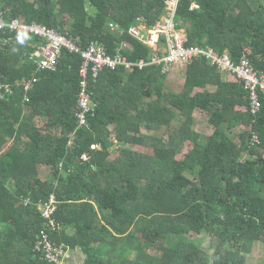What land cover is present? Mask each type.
Instances as JSON below:
<instances>
[{
    "label": "trees",
    "instance_id": "1",
    "mask_svg": "<svg viewBox=\"0 0 264 264\" xmlns=\"http://www.w3.org/2000/svg\"><path fill=\"white\" fill-rule=\"evenodd\" d=\"M166 2L0 0V9L6 21L48 26L82 47L98 42L111 56L128 43L129 61L138 62L152 50L127 30L139 18L153 26ZM175 22L188 46L235 63L247 56L264 72V0H180ZM41 43L0 33V83L38 78L26 105L20 87L0 98V264H49L33 249L48 228L38 206L52 196V241L82 250L85 264H248L264 248V105L250 114L240 80L222 82L204 59L186 65L179 93L156 66L105 70L92 85L98 108L78 130L80 56L63 50L55 71L35 73L29 55ZM196 110L209 138L194 129ZM189 234L207 236V248Z\"/></svg>",
    "mask_w": 264,
    "mask_h": 264
},
{
    "label": "built area",
    "instance_id": "2",
    "mask_svg": "<svg viewBox=\"0 0 264 264\" xmlns=\"http://www.w3.org/2000/svg\"><path fill=\"white\" fill-rule=\"evenodd\" d=\"M179 2L180 0H167V14L162 15L153 26H148L144 18H139L138 24L128 28L130 37L152 50L149 61L142 59L138 62L129 61L128 55L133 50L128 43H123L116 54L111 56L108 49L98 42H92L82 47L79 44V38L60 35L55 29L48 26L23 23L17 18L6 21L1 9L0 33L7 28L10 33H27L42 41L41 45L29 55V60L35 66V73L55 71L63 50L80 56L81 65L78 72L80 82L76 97L78 130L87 126L88 117L93 115L98 108L93 97L92 85L97 83L105 70L115 71L123 68L126 71H133L135 69L143 70L148 66H156L160 68L161 75L168 76L176 66H186L198 59H204L219 73H227L240 80L248 92L249 112L252 116H256L264 105V72L256 71L247 56H244L239 63H235L227 53L220 55L211 48L203 49L198 46H188L187 38L181 34V30L175 22ZM194 7L197 6L192 5L190 8ZM109 27L114 33H123L120 25L115 22H111ZM37 81L38 78L33 76L22 79L14 85L0 83V98L11 95L15 87H20L24 91L23 104L26 105L29 102L28 94ZM251 143L258 144L255 135L252 136ZM87 160V157H82V161ZM56 206L57 203L53 196L49 201L38 206L44 219L48 221V228L41 230L38 234L33 250L41 256L43 261L49 264H65L69 250L62 245H55L51 238V233L56 229L54 222Z\"/></svg>",
    "mask_w": 264,
    "mask_h": 264
},
{
    "label": "rangeland",
    "instance_id": "3",
    "mask_svg": "<svg viewBox=\"0 0 264 264\" xmlns=\"http://www.w3.org/2000/svg\"><path fill=\"white\" fill-rule=\"evenodd\" d=\"M168 79V80H167ZM169 78H165V86L168 90L174 91L176 93H179L183 90V86L181 88H179L178 86H174L175 84H172L170 82ZM179 83V82H178ZM196 112L194 114V117L196 119L197 122V127L195 130H197L199 133H201V136H211L213 133V129L208 126V124L206 123V120L202 117V115ZM243 132H245V128H241ZM242 132V133H243ZM162 133L159 134V136ZM139 151V149H134ZM118 152L113 153L112 155V160H115L118 157ZM43 172H45L43 170ZM185 239L197 244L199 247H203L204 249L207 248L208 244H209V238L205 235H197V234H189L184 236ZM248 264H264V248L262 245L259 244V246L257 248L254 249V251L252 252V254H250L248 256Z\"/></svg>",
    "mask_w": 264,
    "mask_h": 264
},
{
    "label": "crops",
    "instance_id": "4",
    "mask_svg": "<svg viewBox=\"0 0 264 264\" xmlns=\"http://www.w3.org/2000/svg\"><path fill=\"white\" fill-rule=\"evenodd\" d=\"M179 28L181 30V34L185 36V29H183L181 27H179ZM185 72H186V66L185 65H178V66H176L174 68V70L168 76H166L170 80L168 82H170L172 84H175L174 86H178L179 88H181L182 86H184V82H185ZM219 75H220V78H221V81L222 82H224V83H231L232 82L231 75H229L227 73H219ZM202 91H203L202 88H195L193 94L200 93ZM196 112L200 113L202 115V117L206 120V123L208 124V126H210V124L208 123V119L205 117V115L201 111L196 110L193 113L194 129H196V127H197V122H196V119L194 117V114ZM195 131L198 134H201L197 130H195ZM242 132L243 131L240 128L235 133L236 134H241ZM206 137L209 138L210 136H206ZM65 264H85V256H84L83 251L82 250L69 251L68 258L66 259Z\"/></svg>",
    "mask_w": 264,
    "mask_h": 264
}]
</instances>
